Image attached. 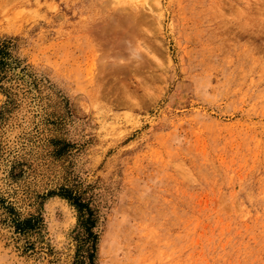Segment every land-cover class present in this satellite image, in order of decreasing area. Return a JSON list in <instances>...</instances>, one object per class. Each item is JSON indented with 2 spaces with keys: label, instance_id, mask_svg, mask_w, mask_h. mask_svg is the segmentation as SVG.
<instances>
[{
  "label": "rangeland",
  "instance_id": "374dc122",
  "mask_svg": "<svg viewBox=\"0 0 264 264\" xmlns=\"http://www.w3.org/2000/svg\"><path fill=\"white\" fill-rule=\"evenodd\" d=\"M69 192L95 264H264V0H0V264H76Z\"/></svg>",
  "mask_w": 264,
  "mask_h": 264
},
{
  "label": "trees",
  "instance_id": "16d2710c",
  "mask_svg": "<svg viewBox=\"0 0 264 264\" xmlns=\"http://www.w3.org/2000/svg\"><path fill=\"white\" fill-rule=\"evenodd\" d=\"M62 196L68 199L78 211L76 239L79 244L77 248L78 260L76 264H95L97 234L94 231V228L97 223L96 211L80 194L74 195L69 192L62 194ZM31 222L32 219L30 218L21 220L18 222V228L21 230L30 228Z\"/></svg>",
  "mask_w": 264,
  "mask_h": 264
},
{
  "label": "bare ground",
  "instance_id": "6f19581e",
  "mask_svg": "<svg viewBox=\"0 0 264 264\" xmlns=\"http://www.w3.org/2000/svg\"><path fill=\"white\" fill-rule=\"evenodd\" d=\"M119 79V78H118ZM115 81L117 80V79H114ZM117 84H115V87H117V85H118V83L120 84V81L118 82H116ZM120 85H122V84H120ZM119 88H122V86L121 87H119ZM124 89V88H123ZM117 90H118V88H117ZM120 91H122V89L120 90ZM124 91V90H123Z\"/></svg>",
  "mask_w": 264,
  "mask_h": 264
}]
</instances>
